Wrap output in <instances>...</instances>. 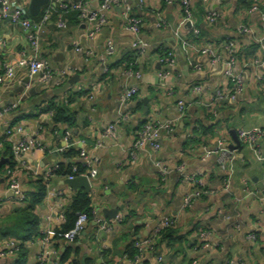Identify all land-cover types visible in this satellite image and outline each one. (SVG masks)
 Here are the masks:
<instances>
[{
    "label": "crops",
    "instance_id": "obj_1",
    "mask_svg": "<svg viewBox=\"0 0 264 264\" xmlns=\"http://www.w3.org/2000/svg\"><path fill=\"white\" fill-rule=\"evenodd\" d=\"M63 1L69 5L84 2L88 11H96L102 2ZM29 2L10 0V5L25 9ZM252 2L189 0L191 16L187 17L178 4L126 0L132 15L141 22L138 40L144 45V53L137 61L138 78L128 80L138 94L123 110L129 119L118 126L116 141L105 137V131L119 116L118 100L124 84L119 73L135 53V37L123 28L122 7L108 10L107 25L88 39V23L69 21L67 17L66 29H61L57 26L58 8L51 3L42 6L37 16L47 15L48 19L37 33V56L52 74L46 81L17 66L20 58L32 56L26 31L0 22V74L4 66H11L13 72L12 78L0 84V152L4 150L2 139L8 124L22 128L19 133L13 132L11 150L23 137L37 138L43 146V150L18 161L12 150L15 183L28 198L36 192V177L49 169L67 170L77 165L87 171L95 169L98 174L89 193L93 213L108 224L106 232H98L90 221L74 243L52 241L63 223L62 210L68 208L74 192L82 190H70L64 184L66 177L52 176L46 197L37 208L40 234L47 243L41 238L28 242L23 264H39L42 254L59 260L67 250H71L70 260L90 258L95 264H133L124 257L126 247L134 240L148 238L165 217L175 223V242L158 238L153 250L141 256V264H264V136L255 149L238 138L241 130L264 131V49L252 36L237 34L240 25L252 28L258 36L264 33L259 18L264 14V0H258L259 13L250 11ZM211 13L217 14L218 21L209 26L205 17ZM35 17L27 19L35 23ZM193 30L198 31V39ZM176 34L193 46V42L197 46L204 41L218 46L225 39L233 40L234 72L244 79L235 100H225L212 111L196 104L197 100L210 101L216 90L229 89L225 76L229 56L220 50L219 61L213 62L183 45ZM108 43L115 48L111 56L105 51ZM164 52L171 53L169 65L160 60ZM106 67L110 69L107 74ZM62 73L64 78L60 77ZM74 76H78L76 83L62 92ZM68 100L72 115L69 126L53 127L45 109ZM179 102L185 103L186 114L175 123L171 135L160 132L159 150L145 145L129 158L141 123L149 119L174 121ZM14 105V110L5 112ZM82 151L87 159L80 156ZM223 154L228 157L225 168L220 167ZM7 167L0 169L2 217L24 206L8 196ZM187 174L197 175L206 195L182 210L183 198L193 189ZM58 192L62 196L56 195ZM126 216L123 224L115 223L116 218L124 220ZM250 235H255V240L249 239ZM157 256L163 257L162 263ZM13 261L8 258L0 264Z\"/></svg>",
    "mask_w": 264,
    "mask_h": 264
},
{
    "label": "built area",
    "instance_id": "obj_2",
    "mask_svg": "<svg viewBox=\"0 0 264 264\" xmlns=\"http://www.w3.org/2000/svg\"><path fill=\"white\" fill-rule=\"evenodd\" d=\"M164 3L168 5L178 4L183 9L184 14L187 17L191 16V10L189 7V0H162ZM207 1V0H203ZM221 1V0H217ZM253 3L250 7L251 12L259 13V6H258V0H252ZM141 3V1H140ZM52 7H57L58 9L65 10L68 8V6L71 7V9L76 10L80 12V19L83 22L88 23V31L86 33V37L88 39H91L96 33L100 32L102 28H104L107 23L108 19L106 16V12L110 10L112 7L120 6L123 9V15H122V23L123 28L125 31L129 32L135 37L134 42L132 43V48L137 52V56L140 57L144 53V45L138 40L139 32H140V25L141 22L138 18L134 17L131 14V8L126 4V0H102L99 8L96 11H88L86 9V4L84 2H79L73 5L67 4V2H64L63 0H51ZM51 10V9H50ZM261 25L264 29V14H259ZM48 17L47 15L44 16V18L37 23H31L27 18H25V12L24 9L20 7H12L10 5V0H0V22L9 20L12 27H20L26 31V40L29 45V48L31 49L32 56H26L23 58H20L17 61V66L19 68H23L27 70L30 76L33 75H39L40 79L42 81H46L48 79L52 78V74L49 70V67L47 63L41 59H38V38L37 33L40 31L42 25L47 21ZM205 21L209 26H212L216 24L218 21V16L216 13L208 14L205 17ZM160 24L163 23L162 20L159 21ZM57 26L61 29H66V24L60 17ZM193 35H195V39H198L199 33L197 30L192 31ZM237 34L238 35H250L252 36V39L256 44H258L260 47L264 49V33L261 36H258L255 31L252 28L240 25L237 27ZM177 39L182 42L185 46H190L191 49L194 50L195 53L206 56L210 58L213 62L219 61V51L224 50L228 56L229 60L226 63V70H225V76L229 81V89H219L216 90L214 93V96L210 99V101L202 102L201 100H197L196 104L200 106H204L206 109L212 111L213 108H215L219 103L225 101V100H235V97L241 93L243 88V76L240 73L234 72V66L236 64L235 62V50H234V42L232 39H225L222 41L218 46L214 45L212 43H208L207 41L201 42L202 44L200 46H197L195 42H193L194 45H190L186 38L176 34ZM74 48L76 50H79L77 45H74ZM106 55L111 56L115 52L114 46H112L110 43L106 46ZM164 57H162L160 60L161 62H164L166 64L172 63V56L171 53L166 52L164 53ZM261 64H264V60L261 61ZM106 72V69H105ZM13 72L11 66H4L3 73L0 74V84L3 82L4 79L12 78ZM119 76L123 78L124 84H123V90L118 100V107H119V116L115 122L108 125L106 131H105V137L116 141L117 140V128L121 123H125L129 116L126 112H124V108L126 105L138 94V90L136 87L130 86L128 84V80L137 77L138 73H134L131 69H125L120 71ZM61 78L65 77V74L62 73ZM197 93L200 92V88L196 87L194 89ZM16 106H12L10 108H7L5 112L14 110ZM177 112L178 116L174 121H169L166 123H160L158 121H154L152 119H149L147 121H144L141 123L140 128L137 132V136L135 139V143L133 145V150L129 153V158L135 157V152L137 150L142 149L145 145H149L150 148L153 151H158L160 148L159 144V134L161 131H164L167 135H171L174 132V126L175 123L182 119L186 114V105L184 102H179L177 104ZM15 130V131H14ZM21 127H15L11 125H6L5 128V136L8 140L11 141L13 132H21ZM264 136V131L259 128H254L251 130H241L238 132V138L240 141L247 145L248 147L255 149L258 147L259 140ZM12 150L14 154V158L16 161L24 155H28L31 152L34 151H40L43 150V146L37 138H26L23 137L19 139L17 142H15L12 145ZM62 152L63 150H59ZM225 154V153H224ZM221 156L220 159V167L225 168L226 164L225 161L228 160V157L225 155ZM80 156L84 159H87L85 153L82 151L80 153ZM123 165V163L118 164ZM181 172L184 170L181 168ZM54 170L49 169L47 170L43 176L46 179H49L51 177V174ZM72 172H76V168H72ZM97 170L95 169H89L87 173L80 175L85 176L89 181L94 180L97 177ZM14 173L12 171H8L6 173V178L8 180V191L11 192L12 198L17 201L21 202L23 200V195L20 192V188L15 183V180L13 178ZM37 176V173L34 174ZM163 176V175H162ZM76 176H68L66 179L71 180L74 179ZM186 179L192 186V191L187 194L182 201V210H186L188 207L191 206V204L196 201L200 200L202 197L206 195V189L203 185L202 181L197 177L196 174H187ZM226 182L227 180L224 179ZM49 184V182H47ZM264 184V180H263ZM56 195L62 196V192H58ZM263 200V207H262V214H264V199ZM3 199L0 198V208L3 203ZM63 217L61 216V221L63 222ZM91 221L96 225L98 232H106L108 230V224L106 220L102 217H97L94 215L92 211V219ZM90 222L88 215L82 214L79 215L77 218L74 227L72 230H70L64 240L67 243H74L82 233L84 232L87 224ZM115 223L117 225L122 223L121 218H116ZM170 226H175V223L168 219V218H162L160 221V225L154 229L151 233V235L148 238L145 239H138L134 243V248L138 251V256L135 258L134 264H141L140 258L141 256L149 250H153L154 243L153 238L159 234L160 230L163 228H167ZM202 237H205V235H202ZM249 239L255 240V235H250ZM43 243H47L46 239L40 240ZM18 251V246L16 244V241L14 240H2L1 241V249H0V260H5L10 257L15 256V253ZM162 256H157V261L159 263L163 262ZM39 264H59L57 259H51L49 255L42 254L38 258Z\"/></svg>",
    "mask_w": 264,
    "mask_h": 264
},
{
    "label": "trees",
    "instance_id": "obj_3",
    "mask_svg": "<svg viewBox=\"0 0 264 264\" xmlns=\"http://www.w3.org/2000/svg\"><path fill=\"white\" fill-rule=\"evenodd\" d=\"M56 13H57V16L59 18L61 17L63 21L64 20L66 21L67 17L69 21H71V19L81 20L80 12L71 9L70 6H68V8L65 10L58 9ZM43 18L36 16L35 18H33V20L35 21V23H37ZM136 53L137 52L135 51L133 58L128 61L126 66L121 68V71L125 69H131L134 73H137L135 71L137 67V61H138V56ZM162 56L164 57L165 55H162ZM109 72H110V69L106 67L105 73L107 74ZM69 103H70V100H68L67 103L61 102L56 105L51 104L49 105L47 109H45L46 113L50 115L53 127H57L58 125H63V124H67L69 126L70 120L72 119V115H71V112L68 106ZM10 142L11 141L8 140L4 134V138L2 139L4 150L0 152V159L2 158V159L7 160L2 166V167L8 166L6 168L5 175L8 171H12L13 168L11 169V167L14 165ZM69 153L71 154L72 150L69 151ZM72 168L69 167V169L67 170L65 169L62 170V168L54 169V171L51 174V177L59 176V177L67 178L68 176H71V175L77 177V176L87 173L86 168H82L78 165L76 166L75 173L72 172ZM43 174L36 177L37 178L36 192L28 196V198L23 197V200L19 202V204L24 205L22 206V208L13 211L6 217L0 216V240L1 241L2 240H14L16 241V244L18 246V251L15 253V256L10 257L14 259L13 264H23V262H25V259L27 257V251H26L25 246L28 242H31L32 240H35L36 238H39V239L44 238V236L40 234L41 218L38 215L37 208L42 204L44 198L46 197V193L48 189L47 182H49L51 177L49 179H46L43 176ZM92 211H93V206H92L90 196L85 194L82 190H77L76 192H74V195L71 198L70 205L68 206V208L63 209L61 212V216L63 217L64 220L61 226L59 227V229L56 230V234L52 241L64 242V238L66 237L67 233L73 229L74 224L77 218L79 217V215L86 214L88 215L89 220L91 221ZM127 219H128V216H126L124 220H122L121 224L126 222ZM174 228L175 226H170V227L161 229L159 234H157V236L153 238L154 247H155L156 240L160 237L162 239H169L170 241L174 243L176 239V234H175L176 232ZM135 241L136 240L131 242V244L128 247H126L125 252H124V257L127 258L129 261H131L133 264H134L135 258L138 256V251L133 247ZM54 248L58 253V246L56 244H54ZM70 251L71 250H67L66 253H63L62 255L59 256V260H58L59 264H95V261L91 260L90 258L83 259L81 261L78 259L70 260V257H69ZM106 255L108 256L109 253Z\"/></svg>",
    "mask_w": 264,
    "mask_h": 264
},
{
    "label": "water",
    "instance_id": "obj_4",
    "mask_svg": "<svg viewBox=\"0 0 264 264\" xmlns=\"http://www.w3.org/2000/svg\"><path fill=\"white\" fill-rule=\"evenodd\" d=\"M51 3V0H30L26 8L24 9L25 12V18L28 17H35L39 14V11L42 6H47ZM30 21V20H29ZM5 22H9V20H6ZM31 22V21H30ZM10 23V22H9ZM32 23V22H31ZM78 80V76H74L70 78V80L65 84L62 88V92H65L68 90L76 81ZM143 104L146 103V100H142ZM6 160L0 159V168L4 165ZM91 182L89 181L85 176H77L74 179L68 180L66 179L64 181V184L73 191H76L77 189L84 190L85 194L89 195L91 190ZM11 195V192L8 193V196ZM113 215L117 214L116 212H112Z\"/></svg>",
    "mask_w": 264,
    "mask_h": 264
}]
</instances>
